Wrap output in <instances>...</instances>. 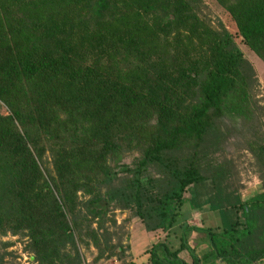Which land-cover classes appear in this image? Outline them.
I'll list each match as a JSON object with an SVG mask.
<instances>
[{"label": "trees", "instance_id": "1", "mask_svg": "<svg viewBox=\"0 0 264 264\" xmlns=\"http://www.w3.org/2000/svg\"><path fill=\"white\" fill-rule=\"evenodd\" d=\"M213 2L233 34L201 0H0V237H25L28 264L120 260L116 209L164 234L141 264L264 263V107L238 49L264 66V0ZM236 123L260 173L246 200L214 158ZM184 194L218 225L177 224Z\"/></svg>", "mask_w": 264, "mask_h": 264}, {"label": "rangeland", "instance_id": "2", "mask_svg": "<svg viewBox=\"0 0 264 264\" xmlns=\"http://www.w3.org/2000/svg\"><path fill=\"white\" fill-rule=\"evenodd\" d=\"M199 17L208 23L211 27H216L220 24L230 34L234 33V29L231 25L229 16L218 7L213 0H201L199 7ZM238 49L242 53L243 58L250 65L254 75V88L253 99L256 105L260 108L264 107V66L255 58L250 52L243 46L238 44ZM0 114L6 116L7 112L4 108H0ZM224 126L229 127L230 124L223 120ZM248 129L245 126H239L238 123L234 129L228 133L225 141L221 147V152L214 156L218 161L226 160L230 163L232 175L226 181L229 189L235 191L241 200H246L252 197L260 188L261 182L259 180V170L255 159L246 150L244 141L248 139ZM137 157L134 152L124 155L121 165H129L133 159ZM45 159L47 161V167L49 165V155L45 153ZM114 172H119V167L113 169ZM80 198V194H77ZM87 198V197H86ZM187 194L183 195L184 206L181 209V218H178L177 224L181 223L182 216L185 218V225L188 228H215L218 225L217 217L215 213L210 212H198L193 210V207L187 205ZM206 208V207H205ZM204 208V209H205ZM188 211V212H187ZM110 218L111 215L109 214ZM112 219L115 222L114 227H111L108 223L104 224V227L111 233V245L119 244L123 247V258L118 260L111 257L108 259H100L94 261L96 251L92 247L84 248L78 247L79 257L81 262L79 264H130L133 261L135 264H141L147 258V250L153 245L163 241L164 234L156 231L152 233H146L139 221L133 218L129 212L114 210L112 211ZM92 229L96 228V222L91 224ZM195 234L192 233L188 238L187 245L191 249L194 247L193 240ZM192 238V239H191ZM191 240V241H190ZM9 244L8 247L3 248L2 244ZM27 243V239L23 236H10L5 235L0 237V256L2 254L4 264H28L31 258H27V254L24 251V246ZM196 252L198 250L196 249ZM179 258L189 263V258L185 253L179 254ZM264 264V263H256Z\"/></svg>", "mask_w": 264, "mask_h": 264}, {"label": "crops", "instance_id": "3", "mask_svg": "<svg viewBox=\"0 0 264 264\" xmlns=\"http://www.w3.org/2000/svg\"><path fill=\"white\" fill-rule=\"evenodd\" d=\"M192 239V238H191ZM191 241V240H190ZM203 248V247H202ZM204 249V248H203ZM202 251V250H201ZM199 253V252H198ZM197 254V253H195ZM134 261V260H133ZM133 261H131V263H133ZM215 264H222V263H215Z\"/></svg>", "mask_w": 264, "mask_h": 264}]
</instances>
